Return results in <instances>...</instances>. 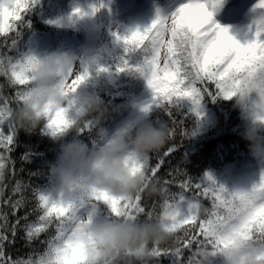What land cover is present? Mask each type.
<instances>
[{
  "label": "snow or ice",
  "instance_id": "snow-or-ice-1",
  "mask_svg": "<svg viewBox=\"0 0 264 264\" xmlns=\"http://www.w3.org/2000/svg\"><path fill=\"white\" fill-rule=\"evenodd\" d=\"M34 0H0V36L4 41L0 48L8 51L16 46L20 35L19 27L26 10ZM223 0H187L173 14L157 18L144 31H134L129 36L117 39L123 41L125 54L138 53L142 58L135 65L123 59L116 71H135L143 76L152 90L153 103L164 109L169 117L173 109H179L181 101L190 100L192 111L199 115L204 96L213 98L223 96L231 99L243 85L248 92L249 103L256 122L264 124V0H258L254 11L255 19L249 28L250 40L240 43L229 34L227 27L212 22L213 13L209 7L217 8ZM74 10V14L79 13ZM171 22L170 24L168 22ZM15 35L8 44V33ZM170 36V38H169ZM166 46L167 56L161 66V49ZM36 57L27 55L14 59L5 52H0V77L5 78L0 84V185H2L11 158L16 124L12 120L15 107L23 102L29 76L27 75ZM105 71L106 69H100ZM87 72H71L64 81L75 89L87 78ZM214 84L215 91L206 85ZM5 87L14 90V95L3 94ZM151 105L143 111L147 113ZM74 111L69 100L66 108L58 109L48 115L47 127L52 135L63 133L71 126L69 112ZM176 122L173 121V124ZM91 124L85 122L80 133L91 132ZM174 127L170 135H174ZM174 149L169 147L162 155L157 154L153 165L150 158L136 163L144 178L158 185L157 193L163 197L161 211L156 206L148 209L141 193L133 201L112 195L108 192H94L91 200L56 199L48 192L34 190V212L39 213L35 221L29 222V214L17 217L9 229L13 238L23 221L24 239L29 242L39 241L42 234L47 238L41 243L42 252L30 255L27 259H12L5 252V241L9 239L4 229L7 215H0L5 223L0 225V264H87L88 241L80 233L84 218L89 221L93 216L109 219H151L156 216L164 222L165 228L174 236V243L167 246H152L138 253L140 264L152 261L160 264V258L171 257L173 264H196L194 257L201 251L213 255L233 252L241 248L254 250L258 264H264V174L250 190L229 191L218 185L211 175L200 183L191 179L179 182V191L171 192L172 180H161L158 172L164 164V158ZM195 189L199 195L191 197L186 192ZM24 185L17 182L13 191L22 193ZM2 195V187H0ZM200 196L211 201L205 207ZM25 205V197L11 203L14 210ZM195 246V251H192ZM191 255L185 258V250Z\"/></svg>",
  "mask_w": 264,
  "mask_h": 264
},
{
  "label": "trees",
  "instance_id": "trees-1",
  "mask_svg": "<svg viewBox=\"0 0 264 264\" xmlns=\"http://www.w3.org/2000/svg\"><path fill=\"white\" fill-rule=\"evenodd\" d=\"M71 0H34V3L26 10L19 27L20 35L17 38L16 46L8 51L7 47L0 48V52H5L14 59H22L27 55H36L28 51L32 35L35 31L49 33L54 39L65 38L69 33H75L84 38L83 29L79 27L86 15L68 14L66 7ZM238 0H224V4H236ZM136 29L131 30L126 27L120 37L131 35ZM137 30L144 31L142 27ZM15 33H8V44ZM4 37L0 36V44ZM123 59H127L130 65H135L142 59L138 53L125 54L123 41L114 35L110 43L105 42L94 58H88L86 63L87 78L81 85V91L98 98L103 102L108 110L107 118L103 122L110 134L113 133L117 123L125 117L134 106V99L144 87L145 78L135 71H116ZM100 69H106L101 71ZM5 78L0 77V84H4ZM210 90L215 91L214 84L206 85ZM3 94L14 95V90L5 87ZM208 107L216 111L218 120L216 124L210 126L206 134L201 138H195L194 133L201 121V115L192 111L190 100L181 101L179 109H173L171 117L167 115L163 108L154 103L147 113H144L136 121L149 120L153 124L161 122L167 123L169 128L175 129L168 143L158 153L163 154L169 147L174 151L164 158L165 162L158 172L161 180H172L171 192H178L180 181L191 179L195 183H200L211 175L218 185H224V178H228V185H234L232 178L241 169L250 164L258 162L249 152L248 141L244 138V122L246 113L235 105L234 97L225 99L223 96L213 98L211 95L203 97ZM15 107V105H13ZM115 109V111H114ZM173 121L176 123L173 124ZM134 122V123H136ZM264 125V124H262ZM78 138L89 145L95 139L94 130L89 133H79ZM72 139V134L58 133L52 135L47 123H42L35 130L29 131L23 128H16L14 144L11 153L7 155L11 158V163L6 170L5 178L0 185L2 195H0V215L6 214L8 227L4 229L9 239L5 241V252L12 259H27L30 255L42 252L44 245L41 241L47 236L42 234L39 241L32 243L24 239L23 221L18 226L16 236L13 238L9 230L17 217L29 214V222L35 221L39 213L34 212L35 199L34 190L46 192L51 188L54 179L50 174V166L54 165L60 151V143ZM150 155V162L155 165L157 154ZM24 185L22 193L13 191L17 182ZM25 197V205L16 210L13 215L11 203ZM191 197L199 195L193 188L186 192ZM144 203L148 209L156 206L155 211H161L160 205L163 197L158 193L151 196L143 195ZM200 200L205 207L211 206V201L204 196ZM5 222L0 220V225ZM174 243V242H173ZM192 251H195L193 246ZM185 258L191 255L189 250H185ZM134 264H140L136 258H132ZM222 255L216 254L213 264H221ZM152 264V261H147ZM160 264H173L171 257L160 258Z\"/></svg>",
  "mask_w": 264,
  "mask_h": 264
},
{
  "label": "clouds",
  "instance_id": "clouds-1",
  "mask_svg": "<svg viewBox=\"0 0 264 264\" xmlns=\"http://www.w3.org/2000/svg\"><path fill=\"white\" fill-rule=\"evenodd\" d=\"M160 55L161 59L167 56L166 46ZM78 62L79 57L74 53L36 58L27 73L29 83L23 102L11 114L18 128L32 131L47 123L49 113L66 108L69 100L73 104L74 111L68 113L71 126L63 132L72 134V139L60 143L57 160L50 166L54 183L48 193L67 201L91 200L94 192L103 191L130 202L141 193L147 196L157 193V183L147 181L134 168V162H143L164 148L171 137L168 124L142 120L110 134L103 127L108 114L103 102L81 91L83 82L73 91L64 81L68 73L79 72ZM246 88L243 85L234 96L235 105L246 113L243 131L249 152L264 163V125L255 120ZM85 122L94 130L91 145L78 138ZM79 234L88 241L87 264H134L132 258L138 253L152 246H167L175 239L156 216L136 220L93 216L91 221L85 217ZM220 255L223 264H258L254 250L241 248ZM215 256L201 251L194 260L196 264H213Z\"/></svg>",
  "mask_w": 264,
  "mask_h": 264
},
{
  "label": "rangeland",
  "instance_id": "rangeland-1",
  "mask_svg": "<svg viewBox=\"0 0 264 264\" xmlns=\"http://www.w3.org/2000/svg\"><path fill=\"white\" fill-rule=\"evenodd\" d=\"M185 2L187 0H71L66 7L68 14H74L75 9L80 10L78 13L80 16L85 14L88 18V13L91 14L86 39L75 33H69L65 38L54 39L49 33L35 31L28 51L38 58L52 53H74L79 57V71L86 72L87 59L94 58L102 45L105 42L110 43L114 35L121 34L126 27L131 30L136 29L135 31L137 27L146 29L157 18L158 11L162 17H166L173 14ZM257 2L258 0H238L236 4L222 3L217 8L209 7V11L213 13L212 22L227 27L229 34L244 44L251 38L249 28L256 16L254 8ZM78 24L83 29L85 20ZM160 63L162 66L163 59ZM146 105H153V94L148 84L136 96L131 111L117 123L112 134L136 122L145 113L143 108ZM199 112L201 121L194 133L195 138L203 137L210 126L216 124L218 120L216 111L202 101ZM262 174H264V163L256 162L244 167L233 176V186L228 185L229 179L226 177L223 183L229 191H246L260 181ZM49 189L46 192H49ZM103 216L104 213L101 211L100 217Z\"/></svg>",
  "mask_w": 264,
  "mask_h": 264
}]
</instances>
